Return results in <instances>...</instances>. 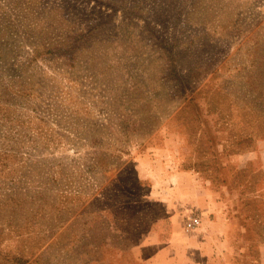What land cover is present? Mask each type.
<instances>
[{"label":"rangeland","instance_id":"obj_1","mask_svg":"<svg viewBox=\"0 0 264 264\" xmlns=\"http://www.w3.org/2000/svg\"><path fill=\"white\" fill-rule=\"evenodd\" d=\"M191 173L264 254V0H0V264H132Z\"/></svg>","mask_w":264,"mask_h":264},{"label":"crops","instance_id":"obj_2","mask_svg":"<svg viewBox=\"0 0 264 264\" xmlns=\"http://www.w3.org/2000/svg\"><path fill=\"white\" fill-rule=\"evenodd\" d=\"M189 181L188 189L177 190L163 205L164 216L157 218L144 239L128 252L132 264H234L236 261H262L264 254L252 257L234 231L242 230L240 215H232L227 203L209 182L193 173L178 176ZM191 207L201 217V226L184 233V210ZM243 245V246H242Z\"/></svg>","mask_w":264,"mask_h":264},{"label":"built area","instance_id":"obj_3","mask_svg":"<svg viewBox=\"0 0 264 264\" xmlns=\"http://www.w3.org/2000/svg\"><path fill=\"white\" fill-rule=\"evenodd\" d=\"M182 225L184 233L193 232L201 226V217L195 209L187 207L184 210Z\"/></svg>","mask_w":264,"mask_h":264}]
</instances>
